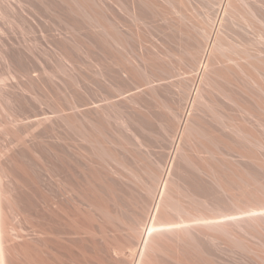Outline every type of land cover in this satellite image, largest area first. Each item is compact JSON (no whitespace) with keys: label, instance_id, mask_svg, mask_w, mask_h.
<instances>
[{"label":"bare ground","instance_id":"bare-ground-1","mask_svg":"<svg viewBox=\"0 0 264 264\" xmlns=\"http://www.w3.org/2000/svg\"><path fill=\"white\" fill-rule=\"evenodd\" d=\"M64 1H66L65 3L68 1L70 2L69 5L71 6V10H69L72 14L74 13L77 14L78 17L80 16L79 18L85 21L84 24L90 28L89 30H93V33L101 40L98 43V39L95 35L91 37H95V39H92V42L97 39L96 41L100 45V42L103 41L106 45L104 48L109 49L110 57L108 55V59H113V63L110 61L111 59L109 61L113 64V66H111L115 68H113L114 70L111 69L108 74L107 72L109 71H106V76L110 74L108 76V78H111L109 81L110 85H108L110 89H112V92H108L109 89H105L107 93H110L107 94L104 92L105 90H103V94H101L102 98L98 101L88 99L90 97L86 98L87 100L84 99L85 101L82 100L83 102L76 101L77 97L75 99V95L71 97H74L73 99L75 100L66 99V103L69 105L68 108H71L72 111L84 112L85 110H91L92 113L95 114V117L93 114H84L87 126H78L73 121L74 117L71 116L74 113L70 115L72 118H69V115H67V117L63 115L59 108L62 100L59 99V103H61L58 104V106L54 103L56 101L58 102V100H55V97L52 98L53 95H51V97L48 93H45L48 90L46 87L51 85L52 82L46 87L44 86L46 91L43 94L49 96L45 97V99L48 98L46 100L38 95L42 92L38 90L39 93L37 94L31 90L32 85L31 88L26 85H22L21 87L18 85L19 89L21 88L20 91L22 90L21 92L27 96L30 95L29 98L32 97L33 99H31L33 102L35 100L34 103L36 106L39 105L36 109L40 108L41 111H43V105H48L50 107L48 108L51 109V115L49 113L46 114V111L41 114H34L33 112L36 111L34 110L35 105L32 104L33 102L31 103V100L25 95L28 100H30L29 103L34 106V109H30V105L26 100L29 105L27 109H30V111L32 110L33 112H31L34 115L27 116V114L29 115V110H27V114L25 111L23 112L26 114L24 119L29 123L27 124L29 127L25 133H51L54 143L51 148L52 155L47 159L42 158L39 162L42 171V173L40 172V180H43L44 184L46 183L45 188L47 190L45 199L42 198V205L40 207L41 209L43 208L42 211H39L38 207L33 204L31 199L24 197L25 195H23V193V197L21 198H17L14 194H11V192L18 193V191H15L19 187L18 185H23L20 180L22 176L25 175L26 168L22 165L23 162H20L21 156H19L18 162L14 165L16 169L14 170V167H12L13 170H9L3 165L0 154V264H264V102L261 101L262 99L256 98L260 95L256 97L252 95V102H242V99L239 98L240 93L228 86L232 83L231 76H236L238 78L242 77L241 79H244L247 83H251L257 92L264 95V89L254 75L256 74L258 76L264 72V0H252L254 2L251 3L252 5L255 3L256 7L258 6L257 8L260 10L262 9L263 15H261L262 11L258 9L256 11L253 10L251 7L254 6H250V1L247 2V0L214 1L213 4L219 3V5L216 4V7H219V11L216 9L218 11L216 12V19H214L206 34L203 31V26H199V23L196 24L195 20L193 21L187 14L177 11L176 8L174 9L175 4L180 0H177V2H174V0H156L159 1V5L162 3L166 4V8L170 7V10H165L172 13L170 14L171 17L169 16L172 24V15L176 14L179 16V20L181 19L180 21H182V23L178 21L177 23L180 22L179 26L174 22L177 28L175 29L178 30L179 27L181 34L183 33L185 37L187 36L193 40L195 39V45L198 44V48H200V51H198L199 55H195L192 50H187L188 53L186 52L185 48L188 47V42L187 44L184 43L185 41L180 43L187 45V47L185 45V50H182L184 54H189H186V56H189L186 61V66L189 70L191 68V70L193 69L195 72L194 75L190 74L192 77L189 79L190 76L186 73L188 69L185 67L182 71L186 70L185 73L187 77L185 73L182 71H180V73L178 71L180 74L183 73L184 75L179 77L178 80L176 79V82L173 81L175 69L171 71L172 69L169 70L168 67L165 68L161 66V64L155 63V61L152 60L153 56H151L153 54L161 56L162 53L164 55L170 52L169 50L171 49L168 50L166 48L168 47L167 45L164 47L167 39L163 40L165 41L163 46L159 45L162 48L164 47L163 49L165 52H168L164 53L163 49L157 47L158 44L157 46L154 44L156 48H153L151 44L155 53L150 51V53H153L150 55L148 51H146V48H149L150 45L146 48L142 45L145 51L142 48V54L137 51L139 54L133 53V56L131 50L128 49L127 40L121 35L117 29V25L116 28L115 24L107 21V24L108 22L111 23L108 24L112 26V29H110V26L107 27L105 25L106 22L104 24V19L106 21L107 18H103L104 15L102 14L101 16L97 9L95 12L94 5L97 0ZM130 1L127 3H129V6L131 4V8H128L129 6L127 7L125 4L126 1L123 2L122 0H114L111 5L114 3L115 7H120L119 9L124 7L127 11L123 10L124 8L121 10L128 12L135 20H139V17L144 15L141 12L140 14L142 16H140L139 13L138 16H136L137 12L141 11L145 6H150L148 11L143 10L147 15L148 12L152 14L154 8H157L154 9V12H157L156 10L160 12L164 10L163 7H165L162 4L160 7L156 6L158 3H156L155 0ZM184 1L181 0L184 6L187 5L188 7L193 4V2H191L192 4L190 3L191 0H186L185 2L187 4H185ZM204 1L205 0H202V2ZM22 2L18 4V6L21 4V6H19L20 8H18L24 12L26 8L24 7L25 9H22ZM56 2L58 3V0ZM60 2L63 1L61 0ZM206 2H208V0ZM188 3H190V5ZM196 3L194 2L197 6H194L193 9L197 7V9L201 11V8H198V4L200 5L201 1L198 4ZM237 3H242L241 6H239L240 4L238 5L239 7H243L242 5H246V3L250 4V7L248 6L247 8L250 18L247 19L245 25H240L241 28L239 30L242 32V35L244 34L243 36H246L245 38L243 37L244 39L249 37L246 39V41L249 39V44H247L248 46L246 47L245 45L247 42L241 41L239 45L230 41V36L233 39L237 36L236 39L238 38L241 40L242 37L239 38L238 32V34L230 33L236 36H232L229 33V36L228 34L225 36L227 31L224 29V21L226 18L232 21L234 20L235 11L240 9H237ZM67 4H65V6ZM114 4L112 6H114ZM151 6L154 8H151ZM158 7L161 9L159 10ZM45 8L47 9L48 7L45 5ZM150 8L152 12H150ZM204 8L205 6L203 5L202 9ZM27 10L24 12L25 14ZM198 10H195L196 14ZM97 11L99 13H97ZM39 13L38 15H34L35 13L33 15L41 17ZM162 13L153 14L163 17L164 14L162 15ZM165 15L169 14L166 13ZM24 16L25 15H23V17ZM34 16L29 17L33 18ZM29 17H27L28 19L24 17V19L29 20ZM38 17L33 18V20L31 18L33 21V23L31 22L32 25L34 24V19L36 21ZM158 18L155 17L157 20ZM40 19L44 20V17ZM160 19L163 18H159V20ZM42 20L40 21L42 22ZM142 20H145L144 17ZM174 20L176 21V19ZM164 22L165 21H163V24H165ZM31 23L29 25H31ZM46 23H48V21ZM80 23H82V21ZM167 23L168 22H166V25ZM37 24L36 26L39 27L40 22ZM160 24H162V22ZM51 25L54 27V24ZM57 26H55V29ZM70 26L72 31H74V26L71 24ZM70 26L68 28H70ZM81 26L83 25L81 24ZM237 26V28L240 27L239 25ZM31 28H33V26H31ZM41 29L42 28H40V32ZM159 29H161V27ZM170 30L168 29L169 32ZM176 30L174 33L177 32ZM52 31L54 30H51V33ZM82 31H84V29ZM85 31H87V28H85ZM160 31L161 30L157 31V33L159 32L158 37ZM55 32L58 36V33H61L62 30L60 32ZM162 32L163 31H161V35H164V38L160 36L156 43H162L163 41L161 42L160 39L167 38ZM196 32L198 35L201 33V35L196 37L198 36ZM233 32L235 31L233 30ZM47 33L44 32V35ZM171 33H173V31ZM41 34L39 36H41ZM42 36L40 38H42ZM57 36L55 35L54 37ZM58 37L56 39H58ZM56 39L54 38V40ZM72 39L74 40V38ZM41 40L37 39L36 44ZM43 40L49 43L47 37L43 38ZM51 41L50 43H53ZM92 42L89 40V43L92 44ZM28 43H25L27 46L24 45L27 52H29L30 55L31 53H36L35 49L37 50L39 45L34 48L33 46H35V44L31 46L32 43L30 42L31 44L28 46ZM60 43L57 44L59 45ZM74 43L72 45L76 44L77 46V43ZM243 43L245 44L243 45ZM54 44L55 43L50 46ZM47 45L49 46V44ZM94 45L96 44L94 43ZM193 45H189V47L193 49L195 47H193ZM48 46H46V53L48 52ZM30 47H33V51L35 52L31 51ZM42 47L43 49L45 48L44 46ZM79 47L80 46H78V48ZM93 47L95 48V46ZM98 47L101 46H97L96 48ZM63 48L65 49L66 47L64 46ZM38 49L37 53L40 54V47ZM43 49L41 50L42 52H44ZM55 50L53 51L55 52ZM197 50L196 45V51L194 50V52L196 53ZM53 51L51 49L49 52L51 53ZM58 51L57 48L56 55ZM70 51L69 49L68 52ZM60 52L61 51H59L58 54H60ZM148 54L152 59L147 58ZM1 55L5 56L4 54H0V57ZM27 55L28 54H26V56ZM33 55L36 56L37 54ZM48 55L50 54H47V56ZM68 55L67 57L70 58ZM35 56L33 57L35 58ZM43 56L44 54L41 57L42 59L44 58ZM47 56L46 58H48ZM52 57H55V55ZM59 57V60L62 61L61 55ZM63 57L65 59L66 55ZM106 58L107 56L105 59ZM3 59L6 58L3 57ZM23 59H21L22 63ZM37 59H39V57H37ZM37 59L36 62L41 61V59L38 61ZM70 59L69 62H66H72ZM181 59L182 58H179V61ZM186 59H182L183 64ZM59 60L56 59V63H60ZM75 60L74 58L73 61ZM26 61L24 59V62ZM34 61L33 59V63ZM46 61H48V59H46ZM55 61H53V63ZM101 61L100 62L103 63V60ZM180 63L179 65H181ZM34 64V66H37L36 63ZM7 65L9 68L10 65ZM39 65L42 66L41 70L43 69V71H45V75L46 70H48L44 67L46 64L38 63V66ZM60 65L61 64L58 65V68ZM72 65L76 66L75 63L71 64V66ZM246 65L255 73L251 72L252 70L248 72ZM111 66L109 67L111 68ZM184 66L185 64L183 67ZM33 68L32 66V69ZM50 68L52 69V67ZM63 68L64 67H62V69ZM100 68L102 69V67L98 66V73H100ZM11 70H14L13 72L16 71L15 68ZM28 71L29 70L26 72ZM30 71L34 72V70ZM37 71H40V69ZM64 71H66V69H64ZM13 72L11 71L10 73ZM22 72L20 73L24 76L25 74ZM33 72L32 74L36 75L34 74L36 72ZM178 72L176 70L175 74H179ZM189 72L193 73L192 71ZM42 73L40 71V75H43ZM224 73L226 75L224 81L228 85L218 84L214 79L216 75H219L217 77L221 78L220 75H224ZM21 74L20 76L23 78ZM27 74H29V72ZM49 75V73L46 74L45 78H48L46 76ZM100 75L103 76L102 79H104L103 81L105 82L107 80L104 77L105 73L104 75L98 74V76ZM56 76L51 73L49 77H51L54 82L55 80L57 81ZM15 77H18L17 81L20 84L22 79L17 75ZM37 78L39 79V77ZM222 78H224V76ZM13 79L15 80L16 78L12 76V80ZM31 79L34 80L35 78L31 77ZM31 79L28 78L27 80L26 78L25 83ZM38 79L36 80L38 81ZM49 79H45L44 81L46 82V80ZM102 79L101 83H103ZM36 80L35 83H38ZM59 80L61 81V78H58V81ZM28 83H33V81H29ZM57 84L56 82L55 90H52L57 94V98H60L58 94L62 91L60 90L61 88H59L61 82L60 85L58 84L59 86ZM38 85L36 84V87ZM108 85H106V87ZM99 86H102V89H104L103 84H99ZM99 86H96L97 89ZM52 87L53 86L49 88ZM246 88H240V92L249 95V91ZM99 90L101 91V89ZM99 90H97V93H101ZM21 92L20 94L22 95ZM53 92L51 93L53 94ZM213 94L216 95V98H221L223 101H217L216 98L215 100L211 98L210 96ZM138 96L139 99L137 98ZM21 97L23 98V96ZM50 97L55 101L49 100ZM142 97L153 102L155 106L153 104L152 106L162 111V113L158 111L157 115L156 112L153 113V111H150L152 107L150 106L149 108L148 106V108L146 107L147 110L149 109L147 114L149 113L152 116L147 115L151 117L147 118L144 113H139V111L137 113H132L133 111L131 110V112L129 110L127 112L132 114H127V112L122 111L118 105H116L117 102L120 104V102L125 101L135 104L138 100L144 103V99H141ZM212 97H214V95ZM98 98H100V96L97 97V99ZM211 100L217 103L211 102ZM49 101H53L52 105H50L51 102L49 103ZM99 101H104L106 109L101 106ZM151 102L147 104L151 105ZM211 103H216V106H221L223 110H226L228 105L232 106L239 110L243 114V117L239 120L235 117L234 119L229 113L223 112L219 107L218 109L221 111L216 109V106L214 107ZM138 105H140V103H138ZM141 105L143 106V104ZM145 105L146 103H144V106ZM25 107L23 108L22 106L23 109H26ZM140 108L146 110L145 107L142 108L140 106ZM156 108L154 109L156 110ZM155 114L156 120L158 119L157 123H159L160 128L163 129L165 133L152 131L153 126H151V123H148V120L151 119L152 121V117L155 116ZM143 116L144 119L141 120ZM145 117L151 129L146 127L145 124L147 123L143 122ZM163 117H165V119ZM110 121H114L129 131H131V129L128 127V123H131L134 126V130L136 126V132L131 131L132 133H129V137L125 140V144L119 145L114 138H111L104 132L105 126L110 124ZM62 125L66 126L68 131H73L74 133L70 132L77 141L83 142L84 145L76 143V141H73L71 138L68 140V137L65 136L62 132L63 130H61L63 128L61 127ZM89 127H91V130ZM7 129L8 128H5L4 130ZM16 130L17 129H11L9 133H13L14 138L16 137L25 150H29L25 139H23L24 137L18 132L19 130ZM220 131H227L228 133H220ZM5 133H8V131ZM145 136L152 139L147 141L146 139L148 138ZM116 146L122 147L127 152H129L128 149L147 146L149 150L153 148L154 152L158 150L159 153L163 154V158L161 156V160L159 157L161 161L157 159V161H155L154 158L155 162L150 159L152 160V164H148L149 161L146 163L145 169L137 172L128 168L120 161L116 152ZM45 148H47V146ZM64 148L72 153L69 159L64 154ZM189 150H194L197 157L191 156L193 152L189 153ZM51 152L49 154H51ZM22 153H26V151ZM129 153L133 155V153ZM147 153L151 155L149 152ZM155 153L159 154L157 152ZM201 153H204L205 156L202 154V157ZM148 154L146 155L148 156ZM19 155H21V152ZM81 163L84 166H81ZM121 168L123 171L120 170ZM6 182L14 183L18 187L16 186L17 188L14 190L15 186L13 185L12 190L14 191H12L8 188ZM16 196H18V194H16ZM17 215L28 220V224L32 230L29 229L31 231L30 234L33 232L35 235L33 237L40 239L38 240L39 242L35 240L36 238H32L34 239H31L32 241L28 239L25 247H21L23 248V257L18 252L17 246L13 243L15 241L13 217ZM106 226H109L110 230H112L111 235L108 233ZM30 234L29 236L32 237Z\"/></svg>","mask_w":264,"mask_h":264},{"label":"rangeland","instance_id":"rangeland-1","mask_svg":"<svg viewBox=\"0 0 264 264\" xmlns=\"http://www.w3.org/2000/svg\"><path fill=\"white\" fill-rule=\"evenodd\" d=\"M17 1H18V3H17ZM19 1H23L22 2V9H25V11L27 10V13H28V15H27V13L25 14L24 12H23V10H21V9H19L20 7L19 6H21V4L18 6V4L19 3H21V2H19ZM43 1V2H42ZM57 0H0V54H4L5 56H2L1 55V57H0V154H1V161H2V163H3V165L6 167V168H8L9 170H13V168L12 167H14V170L16 169L15 168V164L18 162V160H19V156H21L20 157V162H23L22 163V165L26 168V172H25V175L24 176H22V178H21V180H20V182H22L23 183V185L21 186V185H16V184H14V183H8V182H6L7 184L6 185H8V188H10L11 190H12V187H13V185L15 186V188H14V190L17 188V189H19V190H15V191H18V193L17 192H11V194H14L15 195V197H17V198H21V197H23V195H25L24 197H28L29 199H31L32 200V202H33V204L36 206V207H38V209H39V211H42V209L40 208L41 207V205H42V198H44L45 199V194L47 193V190H46V183L44 184V181L43 180H40V172L42 173V171H41V168H40V166H39V162H40V160L43 158V159H47L48 157H50V155H52V152H51V148H52V146H53V143H54V140H53V135L51 134V133H32V134H29V133H25L26 132V130L28 129V125L27 124H29V123H27L26 122V120L24 119L25 117H26V114L28 113L27 112V110H29V115L27 114V116H31V115H34L35 113L36 114H41L42 112H45L46 114H50L51 115V109H49L50 107L47 105H43L42 107H43V111H41V109L40 108H37L36 109V107H39V105L38 106H36V104L34 103L35 102V100H34V102H33V98L31 99V98H29L30 97V95H26V94H24L23 92H21L20 91V89H19V87H18V85L21 87L22 85L24 86V85H26V86H29L30 88H31V85H32V88H34V89H32L31 88V90L33 91V92H35V93H39V91L40 92H42L41 94L39 93L38 95H40V97L42 96V98H44L45 99V97H47L48 95L49 96H51V95H53V97L52 98H54L55 100L57 99L58 100V102L56 101V102H54V103H56L57 105L58 104H60L59 103V99L60 100H62V103L60 104V106H59V108L61 109V111H62V113H63V115L65 116V117H67V115H69L68 117L69 118H72V117H74L73 119V121L75 122V124L76 125H78V126H82V125H85V126H87V122L85 121V117H84V114H86V113H88V114H93L94 115V117H95V114L94 113H92V111L91 110H88V111H84V112H78V111H76V112H74V110L72 111V109L71 108H68L69 107V105L66 103L67 101H66V99L67 100H75L76 99V97H77V99H79V97H80V99L79 100H77L76 99V101H80V102H83V101H85V100H87L86 98H88V97H90V98H88V99H91V100H93V101H98V100H101V94H103V90H105V89H109L108 90V92H112L111 90L112 89H110V77L108 78V76L110 75H107L106 76V71H109V72H107V74L108 73H110V70L112 69V70H114L113 68H115V67H112L113 66V59H108L109 57H110V51H109V49L108 48H104V47H106V45H105V43L102 41V42H100V45L98 44L99 43V41H101L100 40V38L98 37L97 38V35L96 34H94L93 33V30L91 31V30H89L90 28L86 25V24H84L85 23V21H83V19L82 18H79L78 16H77V14H72V12L70 11L71 9V6L69 5L70 4V2L68 1L67 3H65L66 1H64V0H62L63 2H64V6H63V2H60L61 0H58V3L56 2ZM111 1V2H110ZM114 0H97L96 1V4L94 5V6H92V7H94L95 9V12H96V9L100 12H98L97 11V13H99V14H101V16H102V14L104 15L103 16V18H107L106 19V21H105V19H104V24H105V22H106V26L107 27H109L110 25H108V24H115V27H116V25H117V29L119 30V32L121 33V35L127 40V43H128V49L129 50H131V53L133 54H136L137 53V51L138 52H140V54H142V52L143 51H141L142 50V48H143V50H144V47L142 46V45H144L145 46V48L147 47V46H149V48H152V45H153V48H156V47H154L155 45L157 46V44H158V48H160V49H163L164 47H166V45L169 47H166L168 50L169 49H171V50H169L170 52H168V51H166V52H168V53H166L165 52V50L163 49V52L164 53H166V54H164L163 55V53L161 54V56H157L156 54L154 55L153 53H155L154 51H153V48L152 49H149L148 47L146 48L147 50L146 51H148V53L151 55V54H153V55H151V56H153V59H152V57H150V55L148 56L147 55V58H151L152 60H154L155 61V63H159V64H161V66H164L165 68H169V70L170 69H172L171 71H173V69H175V71H174V73H173V77H174V79H173V77H172V79H173V81H177L178 79H179V77H182L184 74L183 73H185L186 72V70H183L182 71V69H184L185 67H187L186 66V61L188 60V58H189V56H186V54L188 53V51L187 50H189V51H193V54H195V55H199V52L198 51H200L199 49L200 48H198L199 46H198V44H196L197 45V52L195 53L194 52V50L196 51V45H195V42L196 41H194L192 38H189V37H185V35L183 34H181V31L179 30V27H178V30H176L177 28H176V23L178 22V21H180L179 20V16H177L176 14H174V15H172V21H173V24L175 25V27H174V25L172 24V22L170 21V17H171V15L170 14H172V13H169L170 11H168V10H170V7L169 8H166L167 6H166V4H162L163 6H165V7H163L164 8V10H161L160 12L162 13V12H164V13H162V15L164 14V16L163 17H159V15H154L153 13H155V14H160V12L158 11V10H156L157 12H159V13H157V12H154L155 10L154 9H157V8H154L153 6H151V8L153 7L154 9H153V12L151 11L152 9L150 8L149 10H150V12H152V14L151 13H149L148 12V15H147V13L146 12H143V10L144 11H148V8L150 7V6H145V8H146V10H145V8H143V9H141V11H139V12H137V15L136 16H138V13L140 14L141 12L144 14L143 16L140 14V16H142V17H139L140 19L138 20V19H134L131 15H129V13L128 12H125V11H127L124 7H122L121 9H123V10H125V11H123V10H121V9H119L120 7H115V4H114V6H112L111 5V3L113 2ZM123 2H125L126 1V5H127V7L129 6L128 4L129 3H127V2H129L130 0H122ZM152 1V0H151ZM156 1V0H155ZM177 2V0H174V2ZM184 1V0H183ZM186 1V0H185ZM184 1V2H185ZM201 1V6L198 4L199 2ZM207 0H205L204 2H202V0H197V1H190V3L191 2H193V4L192 5H190V3H188L190 6H188L187 7V5L186 6H184L183 4V2L181 3V0L180 1H178L176 4H175V7H174V9L176 8L177 9V11H180V12H183V13H185V14H187L189 17H191L192 19H193V21L195 20V23L196 24H198L199 26L201 25V27L203 26V31H204V33L206 34L208 31H209V29H210V26H211V24L213 23V21H214V19H216V15H217V13L216 12H218L219 11V7L217 8L216 7V4L217 5H219V3H214L213 4V2L215 1H217V0H208V2H206ZM248 1H250L249 3L251 4L252 2H254V1H252V0H247V2ZM46 4H45V3ZM52 2V3H51ZM60 2V3H59ZM173 2V3H174ZM194 2L196 3V2H198V3H196V4H198V8L200 7L201 8V11L200 10H198L197 9V7L195 8V9H193L194 8V6H197V5H195L194 4ZM205 2H206V5H205ZM211 2V3H210ZM51 3V4H50ZM56 3V4H55ZM130 3H131V1H130ZM156 3H158L156 6H162L161 4L159 5V1H156ZM202 3H204V4H202ZM247 4L246 3V5L244 4V5H242L243 7H239V6H241V4L240 3H237V9H239V10H237V11H235V18H234V20L232 21V20H229V19H225V21H224V25H225V27H224V29L227 31V33L225 34V36L229 33H234V34H238V36H239V38H241V40H239L238 38V40L236 39V35H232V34H230V35H232V36H236L234 39L230 36L229 38L231 39L230 41H232L234 44H241V41L243 42H247L246 43V45H245V47L246 46H248L247 44H249L248 42H249V39H248V41H246V39L247 38H249V37H247L246 39H244L246 36H243L242 35V32L241 31H239L240 30V28H241V26H243V25H245V23L247 22V19H249L250 18V16H249V13H248V10H247V8H248V6L250 5V4ZM17 4V5H16ZM41 4V5H40ZM42 4H43V6H42ZM55 4V5H54ZM60 4V5H59ZM62 4V5H61ZM65 4H67L66 6H65ZM185 4H187L186 2H185ZM240 4V5H239ZM254 5H250V6H254V7H256V5H255V3H253ZM31 5V6H30ZM45 5H46V7H48L47 9L45 8ZM58 5V6H57ZM203 5L205 6V8L204 9H202L203 8ZM239 5V6H238ZM62 6V7H61ZM155 6V7H156ZM173 6H174V4H173ZM192 6V7H191ZM249 6V7H250ZM19 7V8H18ZM25 7V8H24ZM59 7V8H58ZM67 7H69V8H67ZM158 7V9L160 10L161 8H159ZM254 7H251L253 10H260L259 8H254ZM33 8H35V9H33ZM52 8V9H51ZM55 8V9H54ZM61 8V9H60ZM128 8H131V4H130V6L128 7ZM162 8V9H163ZM199 8V9H200ZM50 9V10H49ZM58 9V10H57ZM66 9H67V11H66ZM70 9V10H69ZM93 9V8H92ZM165 9H168V10H165ZM218 11H217V10ZM20 10H21V12H23V13H21L20 12ZM32 12H31V11ZM37 10V11H36ZM57 10V11H56ZM65 10V11H64ZM71 12V15H70V12ZM93 10V11H94ZM195 10H198L197 11V14H196V12H195ZM203 10V11H202ZM52 11H54V12H52ZM165 11H166V13L167 14H169V15H165L166 13H165ZM168 11V12H167ZM260 11H262L261 12V15H263V10L261 9ZM39 12H41V13H39ZM56 12H57V14H56ZM61 12V13H60ZM199 12H200V14H199ZM32 15H31V14ZM35 13V14H34ZM37 13V14H36ZM38 13H39V16H41V17H44V20H42V19H40L41 17H38V20H36L35 21V19H34V24L32 25V23H33V18H37L36 16H34V15H38ZM64 13H66V14H64ZM69 13V14H68ZM128 13V14H127ZM146 13V14H145ZM25 15L24 17H29V16H34L33 18L32 17H29L30 19L29 20H26V19H24V17H23V15ZM34 14V15H33ZM41 14V15H40ZM43 14H44V16H43ZM55 14V15H54ZM64 16H62V15ZM98 14V15H99ZM59 15V16H58ZM162 15H160V16H162ZM69 16V17H68ZM75 16V17H74ZM145 16H147V17H145ZM151 16V17H150ZM154 16V17H153ZM166 16H168V17H166ZM170 16V17H169ZM63 17V18H62ZM78 17V18H77ZM99 17H100V15H99ZM143 17H144V19L146 20H142L143 19ZM155 17H159V18H163V19H160L159 20V18H158V20L157 19H155ZM164 17H165V19L167 18H169L168 19V21H167V19L165 20L164 19ZM31 18H32V20H31ZM57 18H59V19H57ZM61 18V19H60ZM65 18V19H64ZM72 18V19H71ZM77 18V19H76ZM102 18V17H101ZM263 18H264V16H263ZM28 19V18H27ZM67 19V20H66ZM75 21H74V20ZM80 19H82V20H80ZM174 19H176V21L174 20ZM40 20H42V22L40 21ZM45 20H46V22L48 21V23H46L45 22ZM52 20V21H51ZM54 20V21H53ZM57 20V21H56ZM63 20V21H62ZM76 20H78V21H76ZM101 20H103V19H101ZM162 20V21H161ZM44 21V22H43ZM52 23H51V22ZM62 21V22H61ZM73 21V22H72ZM82 21V23H80V22ZM107 21H109V22H111V23H109L108 22V24H107ZM143 21V22H142ZM162 22V24H163V21H165L164 23L165 24H160L161 22ZM198 21V22H197ZM32 22V23H31ZM40 22V26L39 27H37L36 25H38L37 23H39ZM77 22V23H76ZM159 22V23H158ZM166 22H168L167 23V25H166ZM174 22H176V23H174ZM181 23H182V21H180ZM179 22V23H180ZM31 23V25H29ZM36 23V24H35ZM60 23H61V25H60ZM74 23V24H73ZM179 23H177V25H179L180 26V24ZM42 24V25H41ZM51 24H54V27L51 25ZM58 26H57V25ZM70 24L72 25V26H74V28H75V30L74 31H72V28H71V26H70ZM81 24L83 25V26H81ZM148 24V25H147ZM161 26H160V25ZM170 26H169V25ZM48 25H50V26H48ZM68 25V26H67ZM80 25V26H79ZM85 25H86V27H85ZM154 25H156V26H154ZM237 25H241L239 28H237L238 26ZM30 26V27H29ZM31 26H33V28H31ZM55 26H57L58 27V29H57V27H56V29H55ZM70 26V28H68ZM78 26V27H77ZM162 26H163V28H162ZM165 26V27H164ZM169 27V28H167V27ZM171 26H172V28H171ZM36 27H37V29H36ZM48 27V28H47ZM84 27V28H83ZM153 27H154V29H155V32H154V29H153ZM157 27H158V29L161 27V29H159V30H161V31H163L162 32V34H165V37H167V38H165V39H160V41L162 42L163 40H166V43H165V41H163L162 43H160L159 41V43H156L157 42V40H158V38H160V36L161 37H163L164 38V35H161V31H160V35H159V37H158V33H157V31H159L158 29H157ZM40 28H44L43 29V31L44 32H49V33H47V34H45L44 35V32L42 31V29H41V32H42V34H41V32H40ZM51 28V29H50ZM53 28V29H52ZM73 28V29H74ZM77 28V29H76ZM82 28V29H81ZM85 28H87V31H85ZM110 29H112V26H110L109 27ZM167 30H166V29ZM170 28H171V30L173 31V33L175 32V30L177 31L176 33H171L172 31L170 30ZM174 28V29H173ZM176 28V29H175ZM49 29V30H48ZM79 29H81V30H79ZM84 29V31H82ZM163 29V30H162ZM165 29V30H164ZM168 29L170 30V32L168 31ZM232 29V30H231ZM51 30H54V31H52V33H51ZM62 30V32L61 33H58V36H57V34H56V32L55 31H61ZM77 30V31H76ZM79 30V31H78ZM153 30V31H152ZM233 30L235 31V32H233ZM36 31V32H35ZM165 31V32H164ZM179 31V32H178ZM38 32V33H37ZM54 32H55V34H54ZM197 32H199V31H197ZM196 32V33H197ZM219 32H221V31H219ZM238 32V33H237ZM37 33V34H36ZM178 33H179V35H178ZM195 33V34H196ZM240 33H241V35H240ZM41 34V36H42V38H40L41 36H39ZM52 34H54V35H52ZM63 36V38H62V36ZM200 35H201V33H199ZM229 34H228V36H229ZM47 35V36H46ZM48 35H50V36H48ZM57 36L58 37V39H56L57 37H54V36ZM96 35V36H95ZM167 35V36H166ZM173 36V37H171V36ZM177 35H178V37H177ZM196 35H198V33L196 34ZM200 35H198V36H196V37H199ZM93 36H95L97 39H98V43H97V39L96 40H93V42L97 45V46H101V47H98V48H96L97 46L96 45H94V43L92 42V39H95V37L94 38H91V37H93ZM185 37V39H184V37ZM25 37V38H24ZM45 37H47V39H49L48 40V42L49 43H47V42H44V40L45 41H47L46 39H44L43 40V38H45ZM50 37V38H49ZM51 37H53V38H51ZM222 37H223V34H222ZM244 37V38H243ZM23 38V39H22ZM54 38L56 39V40H54ZM62 38V39H61ZM72 38H74V40L72 39ZM187 38V39H186ZM37 39L38 40H41V41H38L37 42V44H36V41H37ZM236 39V40H235ZM21 40V41H20ZM27 41V42H25V41ZM52 40V41H51ZM53 40H54V42H53ZM65 42H64V41ZM70 40H72V41H70ZM89 40H90V42H92V44L91 43H89ZM169 40V41H168ZM187 40V41H186ZM190 42H189V41ZM50 41L51 42H53V43H55L54 45H52V46H50L51 44H53V43H50ZM56 41V42H55ZM63 41V42H62ZM96 41V42H95ZM182 41H185L184 43H186L187 44V42H188V47H189V45L190 46H192L193 45V43H194V45H193V49H191V47H187V45L186 44H180V43H183ZM194 41V42H193ZM23 42H25V43H28L29 45L28 46H30V44H31V46H33V44H35V46H33L34 48L35 47H37L38 45V48L40 47V54L39 53H37V50H39L38 48H37V50L35 49V51H36V53H33V54H37L36 56L37 57H39V59H41V61L40 62H36V59H37V57L35 56V55H33L32 53H31V55L29 54V52H27V49H26V47L24 46V45H26L27 46V44H25V43H23ZM31 42V43H30ZM33 42H35V43H33ZM62 44H61V43ZM71 42H75V43H77V46H76V44L75 45H72L73 43H71ZM21 43V44H20ZM40 43V44H39ZM46 43V44H45ZM57 43H60L59 45L61 46V48H60V46L57 44ZM70 45H69V44ZM79 43H80V45H79ZM163 43H165V46L162 48L161 46H163L164 44ZM189 43H191V44H189ZM231 43V42H230ZM47 44H49V46L47 45ZM65 44V45H64ZM152 44V45H151ZM155 44V45H154ZM161 46H160V45ZM178 44V45H177ZM180 44V45H179ZM245 43H243V45H244ZM48 46V52L46 53V46ZM55 45H56V47L58 48V50L59 51H61L60 52V54H58V52H57V55H56V51H57V48L55 47ZM95 46V48L93 47V46ZM185 45H186V47L187 48H185ZM243 45H241V46H243ZM23 47V49H22V47ZM42 46H44L45 48L43 49V47ZM66 47L65 49L63 48V47ZM75 46H76V48H75ZM78 46H80L79 48H78ZM103 46V47H102ZM33 47H30V49H31V51H33L34 49H33ZM41 47H42V49H43V51L46 53V55H45V53L44 52H42L41 50ZM55 47L56 48V50H55V48L53 49V48ZM69 47V48H68ZM182 47H183V49H182ZM249 47H250V45H249ZM249 47H247V48H249ZM75 48V49H74ZM101 48H102V50H101ZM104 48V49H103ZM141 48V49H140ZM186 49V52L187 53H185L184 54V51H182V50H185ZM18 49V50H17ZM24 49H25V51H24ZM51 49H52V51L53 50H55V52L53 51V52H51V53H53V54H51L49 51H51ZM61 49V50H60ZM71 50L70 52H72V53H70V52H68V50ZM73 50H75V51H73ZM106 52H105V51ZM35 51H33V52H35ZM65 53H64V52ZM100 51H102V52H100ZM145 51V50H144ZM150 51L151 52H153V53H150ZM3 52V53H2ZM25 52V53H24ZM41 52H42V55L44 54V58L42 59L41 57H42V55H41ZM64 54H63V53ZM55 53V54H54ZM62 53V54H61ZM102 53V54H101ZM107 55H106V54ZM109 53V54H108ZM198 53V54H197ZM26 54H28L27 56H26ZM47 54H50V55H48L47 56ZM69 54V55H68ZM106 55L107 56V60L105 59V57L106 56H104V55ZM134 54H133V56H134ZM137 54H139V53H137ZM22 55V56H21ZM24 55V56H23ZM35 56V58L33 57V56ZM38 55H41V56H38ZM55 55V57H52V56H54ZM61 55V57H62V61H60L59 60V56ZM64 55H66V58L65 59H67V60H65L64 59ZM67 55L68 56H70V58L69 57H67ZM72 55H73V58H72ZM103 55V56H102ZM108 55H109V57H108ZM187 55H189V54H187ZM46 56L48 57V58H46ZM185 58H184V57ZM3 57L4 58H6V59H3ZM20 57V58H19ZM27 57V58H26ZM28 57H29V60H28ZM52 57V58H51ZM58 57V58H57ZM103 57V58H102ZM112 57V56H111ZM158 57V58H157ZM25 59V61L26 62H24V59ZM51 58V59H50ZM54 58H55V60L57 59V60H59L60 61V63H56L57 61H55L54 60ZM70 59V61H72V62H70V63H67L66 61H68L69 62V59ZM74 58L76 59L75 61L77 62V64H76V62L75 61H73L74 60ZM118 58H120V57H118ZM179 58H182V59H186V60H184L185 62H184V64H185V66L183 67V61H182V59L179 61ZM21 59H23V63H22V60ZM33 59L35 60L34 61V63H36L37 64V66H34L35 64L33 63ZM39 59H37V61L39 60ZM45 59V60H44ZM46 59H48V61H46ZM73 59V60H72ZM99 59H101V60H103V63H101L102 61L101 60H99ZM5 60H6V62H5ZM20 62H19V61ZM52 60V61H51ZM112 61V63H110V61ZM44 61V62H43ZM53 61H55L54 63H53ZM64 61V62H63ZM95 61H96V63H95ZM100 63H99V62ZM157 61V62H156ZM52 62V63H51ZM181 62V63H180ZM21 63V64H20ZM32 63V64H31ZM38 63L39 64H41V63H44V67L46 68V69H48V70H46V74H50L51 75V73H53V75L55 74V76L57 75V74H59V75H57L56 76V78H57V83L60 85V82H61V85L59 86L58 84V86H59V88H61L60 90H62V91H60V93H61V95H60V93L58 94L59 96L58 97H60V98H57V94H55L54 92H53V90L52 89H54L55 88V86H56V82L54 83L53 82V80H52V78L51 77H49V76H46V77H48V78H45V75H44V72L45 71H43V69L41 70V68H42V66H38ZM50 63V64H49ZM75 63V65L76 66H74V65H72L71 66V64H74ZM95 63V64H94ZM106 63V64H105ZM179 63L181 64V65H179ZM7 64H9L10 66H9V68H8V65ZM24 64H26V65H24ZM27 64H28V66H27ZM48 64V65H47ZM51 64H52V66H51ZM55 64V65H54ZM56 64H57V66H56ZM59 64H61L60 65V67L58 68V65ZM99 64V65H98ZM108 64V65H107ZM15 65V66H14ZM34 67V68H37V69H32V66ZM97 65V66H96ZM100 65H103V66H100ZM112 65V66H111ZM114 65H115V63H114ZM14 67L15 69H16V71L18 70V69H20V70H18L17 71V73L15 74V72H13L14 70H11V69H14V68H12V67ZM25 66H27V67H25ZM48 66H50V67H52V69L50 68V67H48ZM57 68H56V67ZM71 66V67H70ZM98 66L99 67H102V71L101 70H99V72L100 73H98ZM109 66H111V68L109 67ZM182 66V67H181ZM17 67H19V68H17ZM62 67H64L63 69H62ZM109 67V68H108ZM246 67H247V65H246ZM54 68V69H53ZM62 70H61V69ZM179 70H178V69ZM248 69V72H250L252 69L251 68H249V67H247ZM23 69V70H22ZM40 69V71H41V73H42V71H43V75H40V71H37V70H39ZM49 69H51V70H49ZM58 69V70H57ZM64 69H66V71H64ZM103 69H105V70H103ZM106 69H109V70H106ZM181 69V70H180ZM186 69H188V67L186 68ZM25 70V71H24ZM27 70H29L28 72H29V74H27L28 72H26ZM30 70H34V72H36V73H34L33 71H30ZM59 70H61L62 71V73H61V71H59ZM176 70H177V72L179 71H182L183 73L182 74H180L179 72V74H175V72H176ZM12 71L13 73H10V72ZM23 71V72H22ZM47 71H48V73H47ZM52 71V72H51ZM53 71H56L57 72V74H56V72H53ZM64 71V72H63ZM105 71V72H104ZM189 71H192L193 73H190ZM20 72H22L23 74H25L24 76L20 73ZM32 72L34 73V74H36V75H33L32 74ZM60 72V73H59ZM65 72H67V73H65ZM103 72V73H102ZM189 72V73H188ZM194 70L192 69L191 70V68H190V70L188 69V71L186 72L189 76H190V74L191 75H194ZM251 72H254L253 70L251 71ZM33 75H31V74ZM102 74V75H104V73H105V75H104V77H105V79H107L105 82L103 81L104 79H102V77L103 76H98V74ZM111 73H113V72H111ZM186 73H185V75H186ZM255 73V72H254ZM20 74L23 76V78L20 76ZM27 74V75H26ZM252 74V73H251ZM19 76V78H21L22 80V82L20 81V79H19V81H20V84L18 83V77H15V76ZM30 75V76H29ZM37 75H39V76H37ZM113 75V74H112ZM181 75V76H180ZM255 75V77H256V79L258 80V82L261 84V86L263 87V89H264V72L263 73H261L260 75H256V74H254ZM12 76L14 77V78H16L15 80H14V82H13V80H12ZM29 76V77H28ZM35 76H37V77H39V79L37 78V77H35ZM41 76H43V77H41ZM60 76V77H59ZM188 76V77H189ZM217 76H219V75H216V77L214 78L215 79V81L218 83V84H224V85H228L227 83H225V81H224V79H225V73H224V75L223 74H221L220 76H221V78L224 76V78H220V77H217ZM231 76V75H230ZM229 76V77H230ZM27 78V80H28V78L29 79H31V77H33V78H35L34 80H29L30 82L31 81H33V83H28L29 81H26V83H25V79ZM41 77V78H40ZM100 77H101V79H102V82L103 83H101V79H100ZM175 77H177V78H175ZM186 77H187V75H186ZM192 76H190L189 77V79L191 78ZM261 77V78H260ZM51 80H50V79ZM58 78H61V81L59 80L58 81ZM242 77H240V78H238V77H232L231 76V81H232V83L231 84H229L228 86H230L233 90H235V91H237L238 93H240L239 94V98H241L242 99V102H245V103H249V102H252V100H253V96L252 95H254V97H256L257 95H260L259 97H256V98H258V99H262L261 101H263L264 102V95H262V94H260L259 92H257L256 90H255V87L251 84V83H247L244 79H241ZM36 79H38V81L36 80ZM45 79H49V80H46V82L44 81ZM177 79V80H176ZM35 80L38 82V83H35ZM41 81V83H40V81ZM18 83H16V82ZM25 84H24V83ZM47 83V82H49V83H47V84H45V83ZM51 82H52V84H51ZM100 82V83H99ZM107 82V83H106ZM15 83H16V85H15ZM43 83V84H42ZM30 84V85H29ZM35 84V85H34ZM36 84L39 86H37L36 87ZM49 84H51V85H49ZM99 84H103L104 85V89H102V86L100 87L99 86ZM109 84V85H108ZM244 84H247V85H244ZM34 85V86H33ZM47 85H49V86H47ZM99 86L98 87V89H97V87L96 86ZM106 85H108L107 87H106ZM42 86V87H41ZM50 91H46L44 88L45 87ZM51 86H53L52 88H49V87H51ZM36 87V88H35ZM247 87V88H246ZM40 88V89H39ZM240 88H246L249 92V95L247 94V95H245L244 94V92H240ZM99 89H101V91L99 90ZM39 90V91H38ZM42 90V91H41ZM44 90V91H43ZM52 90V91H51ZM55 90V89H54ZM97 90H99V92H101V93H97ZM22 93V95L20 94V92ZM46 91V92H45ZM48 93V95L46 96V94H43V93ZM51 92H53V94L51 93ZM104 92H106V90L104 91ZM253 93V94H251V93ZM107 93V92H106ZM107 94H110V93H107ZM31 100V103L32 104H34L35 105V109L33 108L34 106L32 105V104H30L29 103V101L30 100H28V98L26 97V96ZM56 95V96H55ZM73 95H75V99H73V98H71ZM214 95V97H212ZM213 95H211L210 97L211 98H214V100H215V94H213ZM21 96H23V98L21 97ZM48 96V97H49ZM99 97L100 96V98H98L97 99V97ZM51 97H50V99L49 100H53V99H51ZM62 97H64V98H62ZM141 97V96H140ZM26 98V99H25ZM135 98H136V96H135ZM138 99H139V96L137 97ZM46 99H48V98H46ZM45 99V100H46ZM85 99V100H84ZM141 99H144L143 100V102L144 103H146V105L144 106V103H142V102H140L139 100V102L137 101V103H135V104H131V103H128V102H120V104H119V102H117V104L116 105H118V107L122 110V111H125V112H127V111H131L132 113H134V112H138L139 111V113H144V115L145 116H147V115H151V114H147V111H149V109L147 110V108H148V106H149V108H150V106L154 109V108H156V107H153L152 106V104H153V102H151L149 99L147 100L145 97H142ZM169 99H170V97H169ZM27 100L28 101V103H29V105H30V107H29V105H28V103H27V101L25 102V101ZM55 100H53V101H55ZM83 100V101H82ZM212 101L211 100V102H216V101ZM216 100L217 101H223L221 98H216ZM53 101L51 102V101H49V103H50V105H52V103H53ZM25 102V103H24ZM46 102H48V101H46ZM100 103H101V106L104 108V109H106V105L104 104V101H99ZM149 102H151V105H149L150 103ZM27 103V104H26ZM48 103V104H49ZM138 103H140V105H138ZM147 103H149V104H147ZM217 103V102H216ZM213 104V103H211L212 105H214V107L217 105V104ZM223 103V102H222ZM39 104V103H38ZM47 104V103H46ZM55 104V105H56ZM141 104H143V106L141 105ZM25 105H26V107H25ZM28 105V106H27ZM62 105V106H61ZM68 105V106H67ZM108 105V104H107ZM154 105V104H153ZM22 106H23V108L25 107L26 109H23L22 108ZM140 106L143 108V107H147L146 108V110H142L141 108H140ZM155 106V105H154ZM27 107H29L30 109L32 108V109H34V110H36V111H30V109H27ZM45 107H49L48 109L47 108H45ZM218 107L219 108H221V106H216V109H218ZM62 108H63V110H62ZM151 108V109H152ZM22 109V110H21ZM40 109V110H39ZM70 109V110H69ZM84 109H86V108H84ZM150 109V111H153V113L154 112H156V114L158 115V111L159 112H161L162 113V111H160V110H158L157 108H156V110L154 109H152L151 110ZM39 110V111H38ZM49 110H50V112H49ZM135 110V111H134ZM218 110H220V109H218ZM221 110L224 112H227V113H229L231 116H233L232 118H237L238 120L239 119H241L242 117H243V114L239 111V110H237V109H235L234 107H232V106H229L228 105V107H226V110H223V108H221ZM220 110V111H221ZM21 111H22V113H21ZM25 111V113H23ZM72 111V112H71ZM90 111V112H89ZM142 111H145V112H142ZM74 113V114H73ZM132 113H128L127 112V114H132ZM151 113V112H150ZM71 114H73V115H71ZM156 114H155V116H153L152 117V121H151V119H147L148 121H146V117H145V120L143 121V122H145V123H151V126H153V128H152V131H156L157 133H165V131L163 130V129H161L160 128V126H159V123H157L158 122V119L156 120ZM72 117H71V116ZM229 115V116H230ZM139 116H140V114H139ZM152 116V115H151ZM161 116H162V114H161ZM230 116V117H231ZM141 117V116H140ZM149 116H147V118H148ZM149 118H151V117H149ZM164 119H165V117H163ZM234 118V119H235ZM17 119V120H16ZM23 119V120H22ZM144 119V116L142 117V119L141 120H143ZM156 121H155V120ZM151 121V122H150ZM155 121V122H154ZM144 123V124H145ZM145 124L146 125V127H148L149 129H151V126H150V124ZM152 123H153V125H152ZM129 125H128V127L131 129V131H134V132H136L135 130H136V126H135V130H134V126H133V124H131V123H128ZM106 125V124H105ZM148 125V126H147ZM150 126V127H149ZM156 126V127H155ZM61 127H63L61 130H63L62 132L64 133V135L65 136H67L68 137V140H70V138L73 140V141H76V143H78V144H80V145H84V143L83 142H79V141H77V139L73 136V134L71 133V132H73V131H68V128L66 127V126H64V125H62ZM5 128H8L7 130H4ZM90 128V130H91V127H89ZM10 129V130H9ZM11 129L12 130H15V129H17L16 131H18L20 134H21V136L22 137H24L23 139H25V141H26V143H27V145H28V148H29V150H25V148L23 147V145L16 139V137L14 138V134L13 133H9V131L11 132ZM154 129V130H153ZM25 130V131H24ZM6 131H8V133H5ZM24 131V132H23ZM131 131H129V130H127L125 127H123V126H121V125H119V124H117V123H115L114 121H110V124H107V126H105V130H104V132L105 133H107V135L108 136H110L111 138H114L118 143H119V145H123V143L125 144V140L129 137V133H132ZM22 132V133H21ZM155 132V133H156ZM74 133V132H73ZM220 133H228L227 131H220ZM12 134H13V136H12ZM146 138H148V136H145ZM14 139H16V140H14ZM152 138H148V139H146L147 141H150ZM47 146V148H45ZM193 148V147H192ZM191 149V148H190ZM129 150V152H131V153H133V155L132 154H130L129 152H127V151H125L122 147H120V146H116V152H117V155H118V157H119V159H120V161L121 162H123L128 168H130V169H132V170H135V171H137V172H139L140 170H143V169H145L146 168V163H148L149 161V163L148 164H150L151 162H152V160H153V162H155V161H161L162 159H161V156H162V158H163V154L162 153H159V151L157 150V151H155V152H157V153H159V154H156L154 151H153V148L151 149V150H149V148L147 147V146H145V147H136V148H132V149H128ZM26 151V153H22V152H25ZM20 152H21V155H19L20 154ZM51 152V154H49ZM147 152H149L151 155H149ZM190 152H193V153H191V156L193 155V157L194 156H196L197 157V154H195L194 152V150H192V151H190L189 150V153ZM44 155H43V154ZM23 154H26V155H23ZM48 154H49V156H48ZM64 154H65V156L69 159V156H72V153H71V151H68V150H66L65 148H64ZM146 154H148V156L146 155ZM158 156H156V155ZM204 155V153H201V155ZM47 155V156H46ZM199 155V154H198ZM200 155V156H201ZM203 155H202V157H203ZM43 156V157H42ZM205 156V155H204ZM159 157H160V159H159ZM154 158H155V161H154ZM150 159H152V160H150ZM157 159V160H156ZM152 164V163H151ZM81 166H84L82 163H81ZM16 167H17V165H16ZM121 171H123V169L121 168L120 169ZM11 184V185H10ZM17 186V187H16ZM14 190H12V191H14ZM20 191H21V193H20ZM22 193H23V195H22ZM16 194H18V196H16ZM20 196V197H19ZM13 225H14V237H15V241L13 242L16 246H17V249L19 250H17L19 253H20V255L23 257V248H21V247H25V244L27 243V241H28V239L29 240H31L32 238H36V237H33V236H35L34 234H33V232H32V234H30L31 233V228H30V226H29V224H28V220H26V219H24L22 216H20V215H17V216H14L13 217ZM31 231H30V230ZM106 229H107V231H108V233L111 235L112 234V230H110V228H109V226H106ZM29 234L30 235H32V237H30L29 236ZM30 237V238H29ZM34 239H32V240H34ZM31 240V241H32ZM35 240H40V239H38V238H36ZM39 242V241H38ZM41 242V241H40Z\"/></svg>","mask_w":264,"mask_h":264}]
</instances>
